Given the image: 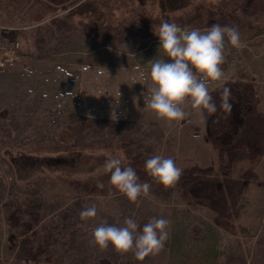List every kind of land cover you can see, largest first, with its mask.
Here are the masks:
<instances>
[{"label": "rangeland", "instance_id": "obj_1", "mask_svg": "<svg viewBox=\"0 0 264 264\" xmlns=\"http://www.w3.org/2000/svg\"><path fill=\"white\" fill-rule=\"evenodd\" d=\"M216 2L192 0L170 14L157 2L141 7L119 0L107 18L112 29L92 32L79 16L48 11L39 0H0V264H264V156L236 159L229 173L237 180L247 169L257 174L239 198L235 233L179 190L163 197L149 183V194L133 203L116 189L103 195L73 183L105 185L98 169L109 154L124 165L161 155L182 170L214 166V175H223L217 149L205 140L206 110L201 115L185 104L190 115L168 122L145 109L141 96L150 83L147 63L158 56L160 23L204 30L188 17L199 3ZM250 21L260 34L244 33L239 48L226 45V78L211 82L209 92L227 81L251 82L264 114V0H257ZM13 41L20 49L7 60L3 45ZM93 204L97 215L81 221L80 212ZM27 205L39 215L30 232L22 226L33 222L30 213L18 226L9 219ZM153 217L170 221L169 239L142 262L132 252L90 243L91 230L102 223L123 226L132 218L142 228ZM41 244H48L45 252L32 259L28 247L36 252Z\"/></svg>", "mask_w": 264, "mask_h": 264}, {"label": "trees", "instance_id": "obj_2", "mask_svg": "<svg viewBox=\"0 0 264 264\" xmlns=\"http://www.w3.org/2000/svg\"><path fill=\"white\" fill-rule=\"evenodd\" d=\"M44 2L48 11L67 12L68 16H79L80 24L92 32L112 29L107 23L108 15L116 10L119 0H39ZM141 7L149 2H157L165 13H175L188 8L192 0H132ZM257 0H219L216 3H199L195 6V13L189 15L188 21H199L205 27L214 24L221 26H235L240 35L248 33L256 35L260 29L253 25L250 18L256 14ZM228 88L231 92V111H224L221 107L223 90ZM217 111L206 115V142L212 144L218 151L221 163L222 176L214 175V166L202 168L192 166L183 170L180 179L170 186H164L154 181L144 170L145 160L133 157L125 166H131L137 173L141 182L156 186V191L163 197L170 196L179 190L187 203L207 207L216 213V223L227 231L235 233L236 225L231 222L237 218L239 198L250 182L257 179V174L252 169H247L241 175V180L233 179L229 175L236 159L258 161L264 156V114L257 108L258 93L253 83H244L240 80L227 81L222 88L210 93ZM110 174H104L103 188L90 182L74 180L79 186L90 193L100 192L105 195L115 190L109 183ZM258 184H260L258 182ZM31 205L25 208L17 207L9 219L14 226L20 225L23 213H30L32 223H22L24 232H30L34 223L38 222V214L29 212ZM30 244L26 240V244ZM48 244H41L38 251L34 252L28 247L27 254L32 259H37L39 253H44ZM100 264H110L106 259Z\"/></svg>", "mask_w": 264, "mask_h": 264}, {"label": "clouds", "instance_id": "obj_3", "mask_svg": "<svg viewBox=\"0 0 264 264\" xmlns=\"http://www.w3.org/2000/svg\"><path fill=\"white\" fill-rule=\"evenodd\" d=\"M154 34L159 38L158 56L149 63L145 79L149 87L141 96L144 108L158 119L168 122L185 120L190 113L183 105L199 114H213L217 106L209 92L211 82L226 78L222 65L225 63L226 45L242 46L239 29L235 26L214 24L204 30L181 27L175 22L162 21ZM167 57V60L159 58ZM231 92L223 90L221 107L231 111ZM91 118V117H90ZM113 121L118 119L115 111ZM145 172L157 183L170 186L176 183L183 170L172 158L154 155L144 164ZM110 174L108 183L130 202H137L147 196L150 184L141 182L131 166H125L119 156L109 154L101 169ZM98 187L103 188L102 183ZM97 215L95 204L80 212L81 221L87 222ZM170 221L165 218H151L142 228L132 218H126L123 226L108 225L106 222L91 230L90 243L100 248L111 246L121 253L132 252L137 261L159 254L169 239Z\"/></svg>", "mask_w": 264, "mask_h": 264}, {"label": "built area", "instance_id": "obj_4", "mask_svg": "<svg viewBox=\"0 0 264 264\" xmlns=\"http://www.w3.org/2000/svg\"><path fill=\"white\" fill-rule=\"evenodd\" d=\"M20 49V43L18 41H13L10 43H5L3 45L4 53L7 55L6 59H13L16 56V53Z\"/></svg>", "mask_w": 264, "mask_h": 264}]
</instances>
